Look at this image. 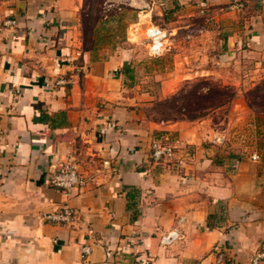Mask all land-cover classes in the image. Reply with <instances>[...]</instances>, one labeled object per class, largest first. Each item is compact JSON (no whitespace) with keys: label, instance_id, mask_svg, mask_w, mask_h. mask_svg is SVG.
Wrapping results in <instances>:
<instances>
[{"label":"crops","instance_id":"obj_1","mask_svg":"<svg viewBox=\"0 0 264 264\" xmlns=\"http://www.w3.org/2000/svg\"><path fill=\"white\" fill-rule=\"evenodd\" d=\"M236 1L243 8L230 9ZM92 10L88 0H0V264H217L219 249L222 264H250L264 250V111L237 97L220 126L153 120V97L133 77L135 43L147 49L140 29L155 23L187 39L173 43L186 72L175 66L168 86L196 73L245 86L264 73V0H145L108 17L102 3L88 31ZM193 56L203 64L191 67ZM233 122L245 127L231 137ZM166 135L190 151L181 169L149 157ZM69 155L89 183L67 194L49 175ZM65 204L73 223L44 218Z\"/></svg>","mask_w":264,"mask_h":264},{"label":"rangeland","instance_id":"obj_2","mask_svg":"<svg viewBox=\"0 0 264 264\" xmlns=\"http://www.w3.org/2000/svg\"><path fill=\"white\" fill-rule=\"evenodd\" d=\"M95 10L96 7L100 6L104 0H88ZM101 2V3H100ZM87 9V8H86ZM96 12L94 11L91 17L87 18L86 27L88 31L91 29V20L95 17ZM144 25V24H143ZM145 29V28H144ZM144 29H140V34L144 37ZM174 39L171 35L168 40V50L167 55L163 56L162 59L158 58L160 56H150L147 52L145 43L136 42L135 46L137 47V57L135 58V72L133 81L138 82L140 88H137L138 91H144L143 93L149 94L150 97H153L145 105L146 112L150 118L153 120H161L160 118H172L176 115L179 116V112L176 109L170 108L167 103L159 104V101L168 98L169 96L179 92L182 88L183 91L179 94V102H182L183 98L191 96L193 93H197L193 97V100L200 99L205 96L208 99V103L211 102V107L207 108V114L205 117H210L212 120H215L216 125L220 126L225 123V120L228 119L229 115H233V101L235 98H245L248 104L255 108L256 110L264 111V73H257L249 76L250 83H247L245 86H240L236 88L234 85L229 84L230 82L221 81V79L205 76L199 73L194 74L193 76H188L187 78H180L176 80V85L171 88L166 83L171 81L172 78H175V66H179V72L182 74L184 71L182 66L175 63L174 57V48L173 43L184 44L187 39L180 37L179 40ZM178 48V46H177ZM141 53V55H139ZM139 55V56H138ZM190 66L193 68L199 67L198 65L203 64L199 56H193V59L189 62ZM188 64H186L187 66ZM227 65H231L228 64ZM186 70V69H185ZM228 80L231 81V78ZM233 80L236 81L235 78ZM256 84L253 85V82L256 81ZM208 88H215L209 92ZM134 91V90H133ZM209 92V95L206 93ZM238 94V96H237ZM146 95V94H145ZM231 97V99H230ZM192 98V97H191ZM222 102L221 104H218ZM168 121H171L168 119ZM233 129L229 133L232 137L241 133L245 127L244 124L240 122H233ZM229 135L227 137H229ZM221 137V136H220ZM247 134L245 136H240L239 139L247 140ZM228 140V138H226ZM222 141L221 140H217ZM244 143V141H242ZM176 144V143H175ZM177 146V145H176ZM179 147V146H177ZM189 149H186L184 153H189ZM191 156V155H190Z\"/></svg>","mask_w":264,"mask_h":264},{"label":"built area","instance_id":"obj_3","mask_svg":"<svg viewBox=\"0 0 264 264\" xmlns=\"http://www.w3.org/2000/svg\"><path fill=\"white\" fill-rule=\"evenodd\" d=\"M138 1L145 0H104L103 1V15L108 17L111 11H118L126 5H133ZM145 6H149V2H145ZM244 4L236 1L230 4V9H241ZM15 24L14 19H7L4 22L5 26H11ZM144 36L146 40L148 54L150 56H161L168 49V40L170 37V31L165 27L150 23L144 29ZM66 79H59L58 84L66 83ZM215 140H221V137H215ZM190 153H178V147L175 142L170 139L169 136H159L153 139L150 146L149 157L154 163L165 165L172 169H181L187 163ZM253 159H259V153H253ZM50 183L58 190L65 191L67 194L75 188L86 187L89 183V179L82 175L78 169V165L75 158L69 155L62 163H60L53 173L49 175ZM44 218L58 223H73L77 218V210L70 204H65L53 211L44 214ZM177 235L176 231H173L170 235L164 237V241L169 240L170 237ZM92 252V246L86 244L82 247V255L88 256ZM226 250L219 249L216 262L222 264L226 260ZM264 260V250L255 253L251 259L250 264H260ZM143 264H154L151 258H147L143 261Z\"/></svg>","mask_w":264,"mask_h":264},{"label":"trees","instance_id":"obj_4","mask_svg":"<svg viewBox=\"0 0 264 264\" xmlns=\"http://www.w3.org/2000/svg\"><path fill=\"white\" fill-rule=\"evenodd\" d=\"M101 3V2H100ZM96 12L95 17L91 20V25L94 24V22H96L98 19L101 18V5L96 7L95 10L93 9L92 12ZM88 17L89 16L88 14ZM87 21V18H85V22ZM87 23V22H86ZM132 71L131 68H125L124 69V73H128L130 74V72ZM184 88H182L179 92H176L175 94L169 96L168 98L159 101V104H163V103H167V105L170 108L176 109L180 114L179 116L176 115L172 118H160L162 121H176V120H180V119H189V120H195L198 118H202L205 117L207 114V108H209V106L211 107V102L208 103V99L203 96L202 98L200 97V99H195L193 100V97L195 95H197V93H193V95L191 96V93L189 94V97H185L183 98L182 102H179V94L183 91ZM209 92L211 90H214L215 88H208ZM209 92L206 93V95H209ZM192 97V98H191ZM231 99V97H230ZM222 102H219L218 104H221ZM161 120H157V121H161ZM214 123L215 120H213Z\"/></svg>","mask_w":264,"mask_h":264}]
</instances>
